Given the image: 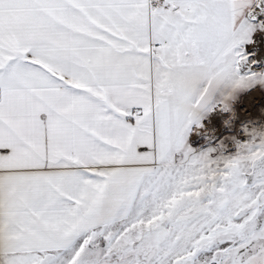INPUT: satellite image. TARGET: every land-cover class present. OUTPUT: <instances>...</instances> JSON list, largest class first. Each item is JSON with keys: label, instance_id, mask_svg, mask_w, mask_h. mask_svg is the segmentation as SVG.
Returning a JSON list of instances; mask_svg holds the SVG:
<instances>
[{"label": "snow or ice", "instance_id": "1", "mask_svg": "<svg viewBox=\"0 0 264 264\" xmlns=\"http://www.w3.org/2000/svg\"><path fill=\"white\" fill-rule=\"evenodd\" d=\"M264 0H0V264H264Z\"/></svg>", "mask_w": 264, "mask_h": 264}, {"label": "rangeland", "instance_id": "2", "mask_svg": "<svg viewBox=\"0 0 264 264\" xmlns=\"http://www.w3.org/2000/svg\"><path fill=\"white\" fill-rule=\"evenodd\" d=\"M255 51L253 59L258 63L254 65L253 71L264 73V41L258 43ZM232 106L247 126H264V75H257L245 88L238 90L233 97Z\"/></svg>", "mask_w": 264, "mask_h": 264}, {"label": "bare ground", "instance_id": "3", "mask_svg": "<svg viewBox=\"0 0 264 264\" xmlns=\"http://www.w3.org/2000/svg\"><path fill=\"white\" fill-rule=\"evenodd\" d=\"M243 108H244V106H243Z\"/></svg>", "mask_w": 264, "mask_h": 264}]
</instances>
